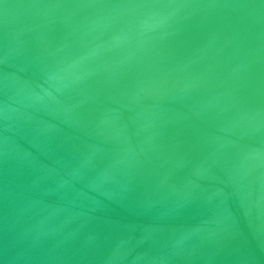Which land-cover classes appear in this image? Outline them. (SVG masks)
<instances>
[{"label": "water", "instance_id": "obj_1", "mask_svg": "<svg viewBox=\"0 0 264 264\" xmlns=\"http://www.w3.org/2000/svg\"><path fill=\"white\" fill-rule=\"evenodd\" d=\"M0 264H264V0H0Z\"/></svg>", "mask_w": 264, "mask_h": 264}]
</instances>
